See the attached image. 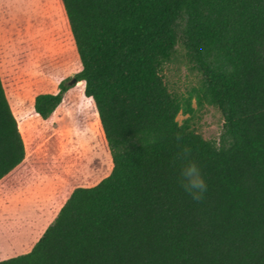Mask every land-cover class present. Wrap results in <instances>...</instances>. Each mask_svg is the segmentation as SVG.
Wrapping results in <instances>:
<instances>
[{
    "label": "trees",
    "instance_id": "16d2710c",
    "mask_svg": "<svg viewBox=\"0 0 264 264\" xmlns=\"http://www.w3.org/2000/svg\"><path fill=\"white\" fill-rule=\"evenodd\" d=\"M59 5L112 168L0 264H264V0ZM177 45L201 75L197 102L223 117L218 144L176 121L193 111L161 75ZM66 90L38 95L30 113L47 119ZM12 106L0 76V181L25 156ZM186 160L207 183L199 200L178 179Z\"/></svg>",
    "mask_w": 264,
    "mask_h": 264
},
{
    "label": "rangeland",
    "instance_id": "374dc122",
    "mask_svg": "<svg viewBox=\"0 0 264 264\" xmlns=\"http://www.w3.org/2000/svg\"><path fill=\"white\" fill-rule=\"evenodd\" d=\"M0 76L24 145V161L0 181V260L26 252L53 222L76 186L104 178L111 158L94 104L79 82L80 69L59 0H0ZM161 75L169 92L186 102L179 125L189 118L202 138L218 144L224 120L211 105L197 102L201 75L190 69L177 45ZM67 90L47 119L30 113L40 95Z\"/></svg>",
    "mask_w": 264,
    "mask_h": 264
},
{
    "label": "clouds",
    "instance_id": "9594fccd",
    "mask_svg": "<svg viewBox=\"0 0 264 264\" xmlns=\"http://www.w3.org/2000/svg\"><path fill=\"white\" fill-rule=\"evenodd\" d=\"M190 151L184 148L185 156ZM179 182L186 192H188L194 200L202 198L207 190L206 180L201 172L200 167L192 160H186L181 168Z\"/></svg>",
    "mask_w": 264,
    "mask_h": 264
},
{
    "label": "water",
    "instance_id": "95a60500",
    "mask_svg": "<svg viewBox=\"0 0 264 264\" xmlns=\"http://www.w3.org/2000/svg\"><path fill=\"white\" fill-rule=\"evenodd\" d=\"M76 82H77L76 78H72L71 80L68 81L67 86H70V85H72V84H74Z\"/></svg>",
    "mask_w": 264,
    "mask_h": 264
}]
</instances>
